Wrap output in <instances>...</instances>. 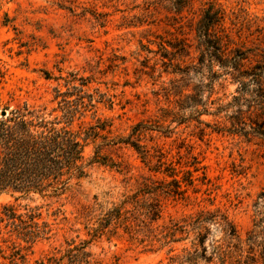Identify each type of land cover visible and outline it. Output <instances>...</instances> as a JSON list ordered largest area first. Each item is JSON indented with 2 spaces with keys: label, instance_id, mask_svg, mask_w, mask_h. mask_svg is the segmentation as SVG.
I'll use <instances>...</instances> for the list:
<instances>
[{
  "label": "rangeland",
  "instance_id": "1",
  "mask_svg": "<svg viewBox=\"0 0 264 264\" xmlns=\"http://www.w3.org/2000/svg\"><path fill=\"white\" fill-rule=\"evenodd\" d=\"M207 7L218 12L214 29L225 52L237 49V54L246 57L241 70L263 61L264 0H190L179 12L169 9L167 0H0V111L24 101L35 106L46 102L53 87L59 84L65 89L55 77L68 72L90 75L89 92L97 88L110 98L111 105L98 104L95 113H86L81 121H106L109 133H103L110 137L126 135L139 121L160 125V131L146 133L141 144L159 148L162 159L179 170V180L186 170L191 173L192 184L181 183L183 196H158L156 225L181 222L200 210L218 211L234 224L235 242L245 249L247 234L258 220V195L264 190V137L258 134L264 132V73L261 96L256 97L246 83L249 79L240 82L215 64L212 73L204 71L201 101L206 102L197 106L206 110L199 119L208 126L195 120L180 124L161 120V109L177 112L179 117H189L192 112L189 107L179 109V104L199 84L200 75L190 70L188 78L182 79L183 74L171 71L174 63L183 69L196 62L194 31ZM177 41L185 43V50L171 65L161 56V45L174 52L169 43ZM46 73L50 78H45ZM240 92H245L241 95L244 104L239 108L240 120L234 122L229 117L236 114L233 99ZM247 101H255L249 110ZM198 128H204L203 134ZM103 152L119 161L120 168L93 165L58 198L34 195L32 201H17L43 205V218L53 223L52 235L33 246L30 264L32 259L54 252L65 239H88L78 217L95 201L109 204L144 182L162 185L171 179L148 169L156 158L147 159L146 166L130 147H105ZM9 201H13L11 196L0 194V204ZM56 209L62 213L54 216ZM221 235L210 225L204 243L207 253ZM178 237L184 234H176ZM192 238L191 234L171 244L172 252H168L169 246L139 242L126 234L100 237L89 247L103 264H178L170 262L169 256H181L182 248L192 249ZM0 264L7 263L0 257Z\"/></svg>",
  "mask_w": 264,
  "mask_h": 264
},
{
  "label": "trees",
  "instance_id": "2",
  "mask_svg": "<svg viewBox=\"0 0 264 264\" xmlns=\"http://www.w3.org/2000/svg\"><path fill=\"white\" fill-rule=\"evenodd\" d=\"M189 1L167 0L169 9L178 12ZM217 16L218 12L212 7L203 10L194 31L198 53L196 62L183 69L179 63H174L171 71L173 74H183L182 79L188 78L190 70L200 75L199 84L193 87L192 93L184 95L179 104V109L189 107L191 114L189 117H179L177 112L161 109V120L168 119L170 123L177 124L190 120L204 123L199 115L206 110H199L197 106H204L206 102L201 101L204 71L212 73L215 64L232 78L239 77L240 82L249 79L246 83L252 86L251 93L256 97L261 96L259 89L264 73V57L263 61L241 70L246 57L237 54V49L227 53L222 48L220 37L214 29L219 21ZM169 46L174 52H168L161 45V56L168 58L169 64L173 65L175 56L185 50V43L177 41L169 43ZM77 73L68 72L65 76L55 77V80H62L65 89H61L59 84L53 87L52 97L40 105H30L24 101L14 107L5 106L0 111V114L5 111L4 115H0V194H8L13 199L12 202L0 204V257L7 264H30L33 246L53 233V223L42 216L43 205L20 204L17 201H32L34 195L42 199L58 198L73 183L86 176L93 165L119 169L120 162L104 153L103 149L130 147L146 166L149 163L147 159L156 158V164L148 169L171 177L170 181L162 185L144 182L135 191L122 194L119 200L109 204L95 201L78 217L89 238H79L77 241L65 239L62 246L54 248V252L32 259V264H103L93 257L89 247L91 241L100 237L111 239L121 234L138 238L139 242L169 246L168 252L173 251L171 244L186 240L192 234V249L182 248L181 256H169L170 262L178 264H198L199 260H203L204 264H264V190L258 195V220L247 234L245 249L235 242L238 236L234 224L218 211L200 210L181 222H171L159 228L156 225L160 218L158 196H183L185 189L181 183L185 181L191 185V173L186 170L179 180L176 178L179 170L162 159L164 155L159 148H148L141 144L144 135L149 131H160V125L139 121L131 126L126 135L110 137L103 133H109V123L106 121L100 118H95L94 122L81 121L86 113H95L98 104L108 102L110 106L111 100L105 98V94L97 88L89 92L93 78ZM45 78L50 76L46 73ZM211 91L212 87L209 94ZM243 93L240 92L233 99L236 114L229 118L234 122H238L242 114L239 108L244 104ZM254 102L245 103L247 110L254 106ZM257 102L259 105L260 100ZM204 125L208 126L207 123ZM198 130L203 134L204 128ZM258 134L264 137V132ZM89 146L92 148L87 153ZM60 213L56 209L52 215ZM210 225L217 227L222 235L211 243L210 252L207 253L204 243ZM176 234H184V237L175 238Z\"/></svg>",
  "mask_w": 264,
  "mask_h": 264
},
{
  "label": "water",
  "instance_id": "3",
  "mask_svg": "<svg viewBox=\"0 0 264 264\" xmlns=\"http://www.w3.org/2000/svg\"><path fill=\"white\" fill-rule=\"evenodd\" d=\"M5 114V111L4 112H1V114L0 115H4Z\"/></svg>",
  "mask_w": 264,
  "mask_h": 264
}]
</instances>
